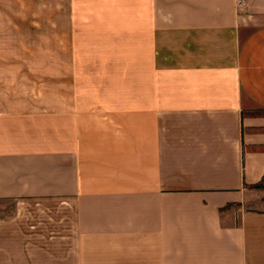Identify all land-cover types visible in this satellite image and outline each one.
<instances>
[{"label": "crops", "instance_id": "1", "mask_svg": "<svg viewBox=\"0 0 264 264\" xmlns=\"http://www.w3.org/2000/svg\"><path fill=\"white\" fill-rule=\"evenodd\" d=\"M258 107L264 0H0V264H264Z\"/></svg>", "mask_w": 264, "mask_h": 264}, {"label": "rangeland", "instance_id": "2", "mask_svg": "<svg viewBox=\"0 0 264 264\" xmlns=\"http://www.w3.org/2000/svg\"><path fill=\"white\" fill-rule=\"evenodd\" d=\"M252 112H254L256 114H264V109L258 107V108L252 109ZM3 208H4V210L8 209L7 211L5 210V212H11L13 210V205L9 204V205H6ZM5 212L0 211V214L1 213H5Z\"/></svg>", "mask_w": 264, "mask_h": 264}, {"label": "trees", "instance_id": "3", "mask_svg": "<svg viewBox=\"0 0 264 264\" xmlns=\"http://www.w3.org/2000/svg\"><path fill=\"white\" fill-rule=\"evenodd\" d=\"M255 187H261V184H257V185H255Z\"/></svg>", "mask_w": 264, "mask_h": 264}]
</instances>
